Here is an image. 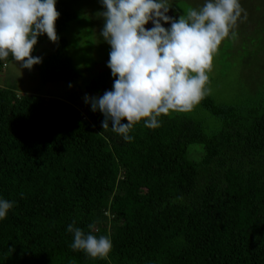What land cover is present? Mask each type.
Listing matches in <instances>:
<instances>
[{
    "label": "trees",
    "instance_id": "16d2710c",
    "mask_svg": "<svg viewBox=\"0 0 264 264\" xmlns=\"http://www.w3.org/2000/svg\"><path fill=\"white\" fill-rule=\"evenodd\" d=\"M68 4L57 0L58 46L37 64L44 82L77 78L62 36ZM200 104L215 128L162 116L126 142L99 111L89 121L67 101L0 86V198L15 201L0 220V264H264V91ZM73 220L111 238L106 259L72 250Z\"/></svg>",
    "mask_w": 264,
    "mask_h": 264
},
{
    "label": "clouds",
    "instance_id": "9594fccd",
    "mask_svg": "<svg viewBox=\"0 0 264 264\" xmlns=\"http://www.w3.org/2000/svg\"><path fill=\"white\" fill-rule=\"evenodd\" d=\"M57 0H0V61L11 55L20 68L42 63L33 56L38 37L56 43ZM104 20L99 35L110 45L107 66L114 82L102 96H85L93 112L103 114V130L131 142L134 126H161V117L190 112L207 95L213 57L222 41L235 38L238 22L247 19L240 0H205L187 7L178 19L168 15L170 0H100ZM163 21V23H162ZM149 22L153 27L146 28ZM170 24L165 27L164 24ZM71 87V85H69ZM127 123H122L123 120ZM111 122V126L110 123ZM23 196V193H21ZM15 201L0 198V220ZM89 224L88 228L93 229ZM70 247L92 259H106L113 248L107 235L85 232L76 221L67 225Z\"/></svg>",
    "mask_w": 264,
    "mask_h": 264
},
{
    "label": "rangeland",
    "instance_id": "374dc122",
    "mask_svg": "<svg viewBox=\"0 0 264 264\" xmlns=\"http://www.w3.org/2000/svg\"><path fill=\"white\" fill-rule=\"evenodd\" d=\"M74 18L68 23L62 36L65 39V53L77 78L71 82H44L37 64L31 70L20 68L12 58L0 69V86L12 88L18 95L34 93L47 98L67 101L89 121L94 112L85 96H102L111 90L114 77L99 92L87 89L93 78L110 69L107 66L110 45L99 35L104 20L97 13L103 10L100 0H67ZM205 0H170L168 15L178 19L187 7H199ZM247 11V19L238 22L237 35L220 44L213 57L212 71L208 73L211 94L207 95L216 104L243 103L264 91V0H240ZM163 23V21H162ZM165 27L170 24L165 23ZM146 28L153 27L149 22ZM58 46L48 38L40 43L33 56L42 60ZM71 85V87L69 86ZM187 115L199 122L202 128H215V119L197 104L190 112H172L168 116ZM195 145H191L194 147Z\"/></svg>",
    "mask_w": 264,
    "mask_h": 264
}]
</instances>
